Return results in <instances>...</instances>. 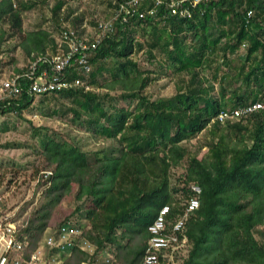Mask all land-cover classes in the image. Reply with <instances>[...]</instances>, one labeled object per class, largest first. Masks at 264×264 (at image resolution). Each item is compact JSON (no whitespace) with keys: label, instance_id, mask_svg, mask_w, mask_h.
Instances as JSON below:
<instances>
[{"label":"trees","instance_id":"trees-1","mask_svg":"<svg viewBox=\"0 0 264 264\" xmlns=\"http://www.w3.org/2000/svg\"><path fill=\"white\" fill-rule=\"evenodd\" d=\"M16 2L0 0V69L13 61L10 58L7 62L2 56L16 48L26 54L27 60L54 54L57 48L55 39L44 28L23 31L25 5L20 8ZM63 6L64 1L58 0L50 8L59 22ZM152 6V0H146L136 16H127L126 22L121 16L115 22L114 32L93 51L91 64H99L94 71L80 74L73 71L71 62L69 71L63 74L97 85L105 90L103 96L92 88L35 96L27 91L28 80L21 79L20 96L0 102V117H21L33 108L36 98L70 97V111L76 117L87 118L96 127L91 138L103 144L87 149L74 137L58 141L49 134L50 129L30 127L32 135L39 137L30 146L36 152L40 148L46 161L54 165L47 179L51 198L48 204L58 203L64 195L71 196L74 185L77 191L73 199L83 204L74 210L77 217H65L53 231L57 234L64 224L80 230L84 220L90 230L82 232V236L95 247L92 256L74 247L59 258L62 264L92 263L110 245L115 251L108 264H141L150 237L148 227L160 208H170L166 217L169 231L192 197L191 186L197 185L201 189L199 207L184 225L182 236L190 249L182 264H264V234L260 241L253 234L257 227L264 228V111L237 121L215 120L222 111L264 103V0H210L193 9L190 18L172 15L164 1L154 15L139 18L140 12ZM111 7L117 8L112 3ZM209 24L219 27V31L211 33ZM136 29L150 38L146 51L149 60H155L153 50L159 47L169 62L164 67L177 75H187L186 83L182 81L183 87L173 96L150 100L144 94L154 71L142 69L131 57L143 49V43L133 37ZM224 37L220 48L223 60L246 45L245 59L238 68L222 69L220 64L213 67L215 48ZM10 42L11 47L6 46ZM107 60L112 61L109 70L104 66ZM225 65L229 67V63ZM43 67L50 69L49 65L39 64L40 69ZM211 67L212 79L221 84L217 98L210 95L211 85L205 87L208 80L200 76L202 68ZM20 72L17 69L14 73ZM233 81L240 84L230 90ZM117 90L123 93L126 105L105 106L104 100L113 101L109 91ZM228 100H233L231 108ZM41 114L52 116L57 111ZM204 130L211 137L207 152L201 158L199 147L191 153L183 152L180 144L190 142ZM106 142L117 148H105ZM89 153L98 164L99 174L97 180L83 183L79 180L91 168ZM179 168H183L179 180L184 184V205L175 200L178 191L170 187L171 170ZM48 218L49 212L41 215L28 250L36 248ZM28 231L25 227L20 235ZM49 254L57 255V249Z\"/></svg>","mask_w":264,"mask_h":264},{"label":"rangeland","instance_id":"rangeland-1","mask_svg":"<svg viewBox=\"0 0 264 264\" xmlns=\"http://www.w3.org/2000/svg\"><path fill=\"white\" fill-rule=\"evenodd\" d=\"M57 1L17 0L16 5L20 8H22V5H25L22 14L23 31L44 28L51 34V38L56 39L59 28L62 23H65L85 33L84 28L89 27L92 29L95 23L111 18L114 10L111 7V3L113 4L115 0H63L64 6L58 13V18H62L60 22L54 19L50 9ZM59 23H61L60 26H58ZM209 31L211 33L218 32L219 27L216 28L213 24H209ZM134 32L133 37L143 43V49L134 52L131 57L142 69L154 71L153 80L145 88L144 94L150 100L173 96L181 88L182 81H184V84L186 83L187 75H177L171 68L169 70L166 69L164 66H168L169 62L166 61L165 52L159 47L153 50L155 60H149L146 51L149 47L148 39L150 38L144 35L139 29H136ZM148 32H150L149 29ZM225 39L226 37L221 39L215 48V54L213 55L215 64L213 67L220 64L222 69L230 67L238 68L245 59L246 45H242L236 54L229 55L227 60H223L220 54V48L225 42ZM9 44L11 42L7 43L6 46L11 47ZM49 51L52 50L50 49ZM2 57H6L7 62L10 58H13V61L1 66L0 76L13 74L15 70L24 67L27 62L26 54L19 48ZM225 62L229 63V67H226L228 64L225 65ZM98 65L97 63L93 64L92 71ZM160 65H162L161 68ZM104 66L106 70L111 69L112 61H105ZM212 69V67L210 69L202 68L200 76L202 79L208 80V82H205V87L208 88V85H211L213 89L210 91V95L217 98L221 84L218 82L219 80L215 81L212 79ZM105 75L107 76V74H104V78ZM239 84L240 81H233V84L229 85L230 90L235 89ZM91 88L97 91L100 96H103L105 93V90L98 88L97 85H92ZM109 96L113 101L109 99L104 100L105 106H108V103L115 104L116 106H125L127 103L123 97V93L119 90L109 91ZM41 100H43V104L40 103ZM71 100L70 97L61 95H51L46 98L39 97L35 99L33 108L24 111L21 117H17L15 114L0 117V224L14 222L18 226L28 227L29 231L26 234L27 241L33 235L41 215L45 212H49V218L47 220V228L42 233L39 242H42L43 237L52 231L55 224L62 221L65 217H77L73 215L75 213L74 210L83 205L82 202L73 199V195L77 191L75 185L71 196L64 195L58 203L48 204L51 199L47 193L49 184L42 173L46 171L52 172L54 165H50L46 161L40 148L36 147L38 149L36 152L30 146L31 144H36L39 139V137L32 135L30 127L50 129L49 134L58 141L70 140V137H74L77 142H80L87 149H96L98 145H103L101 142L97 143L91 138L96 127L91 125L87 118L76 117L70 111V107L72 106ZM227 103L230 108L234 105L233 100H228ZM54 110L57 111V114H51L52 116H44L41 114L42 112L52 113ZM210 143L211 137L204 130L190 142H182L180 147L185 153L194 152L199 147L198 157L201 158L207 152ZM116 146V144H109V142L104 144V147L107 149H113ZM88 159H90L91 168L79 180L83 183L97 180L99 174L97 171L98 164L94 163L93 156L90 153L88 154ZM182 172L183 168H179L172 169L170 173V187L178 191L175 194V200L180 205L186 203V198L183 197L184 194L182 192L184 184L179 180V175ZM78 215L80 216V214ZM89 230L90 225L83 220L79 231L87 232ZM119 233L118 231L117 235ZM253 234L260 241L261 234H264V228L257 227L253 231ZM189 249L190 245L185 241L181 248L173 254V263L182 264L187 258ZM114 251V246L107 245L105 249L101 250L95 256L94 262L92 263L105 264L104 257L109 256L111 258Z\"/></svg>","mask_w":264,"mask_h":264},{"label":"built area","instance_id":"built-area-1","mask_svg":"<svg viewBox=\"0 0 264 264\" xmlns=\"http://www.w3.org/2000/svg\"><path fill=\"white\" fill-rule=\"evenodd\" d=\"M146 0H124L123 3H113L117 6L113 10L110 19L99 21L90 29L72 28L62 23L55 39L56 52L40 55L36 59H28L26 65L21 68L22 72L13 73L8 76H0V102L5 100L17 99L20 96L21 88L18 81L27 79V91L35 96L57 94L70 90L82 89L89 91L91 86L85 79L71 78L63 76L69 67L73 66V71L77 70L80 74L87 75L92 70L91 59L93 51L100 45L102 39L114 32L115 22L122 16L126 22L127 16H136L139 6ZM167 2L168 9L172 15L183 18H190L192 10L208 3L210 0H152V8L138 14L139 18L147 15H154L156 8ZM85 24V23H84ZM85 27V26H84ZM39 64H46L50 69L39 68ZM264 111V103L256 102L242 108L231 111H222L216 117V121L223 123L227 120L237 121L243 116ZM43 177L48 179L51 172H43ZM192 197L188 200L183 214L179 216L171 225V229H166V217L170 212L168 206H163L158 211L154 221L148 227L150 234L145 248L141 264H174L173 254L176 253L186 241L182 236L184 225L189 215L199 207V195L201 189L197 185L191 186ZM24 229L14 222L0 224V264H56L57 258L61 254H68L74 247L81 249L90 256L95 253V247L91 245L83 236L78 228L64 224L59 228L57 234L52 230L48 232L37 243L34 250H28L26 235H20ZM52 249H57V255L51 256ZM111 258L104 257L108 264Z\"/></svg>","mask_w":264,"mask_h":264},{"label":"crops","instance_id":"crops-1","mask_svg":"<svg viewBox=\"0 0 264 264\" xmlns=\"http://www.w3.org/2000/svg\"><path fill=\"white\" fill-rule=\"evenodd\" d=\"M69 254V253H68ZM60 257V256H59ZM57 258V263L56 264H62V261L60 260V258ZM82 264H96V263H82Z\"/></svg>","mask_w":264,"mask_h":264}]
</instances>
